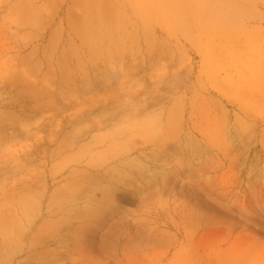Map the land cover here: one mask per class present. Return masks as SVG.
Wrapping results in <instances>:
<instances>
[{
	"label": "rangeland",
	"instance_id": "374dc122",
	"mask_svg": "<svg viewBox=\"0 0 264 264\" xmlns=\"http://www.w3.org/2000/svg\"><path fill=\"white\" fill-rule=\"evenodd\" d=\"M74 263L264 264V0H0V264Z\"/></svg>",
	"mask_w": 264,
	"mask_h": 264
},
{
	"label": "bare ground",
	"instance_id": "6f19581e",
	"mask_svg": "<svg viewBox=\"0 0 264 264\" xmlns=\"http://www.w3.org/2000/svg\"><path fill=\"white\" fill-rule=\"evenodd\" d=\"M22 78H20L19 77V79H17V80H21ZM26 80V79H25ZM24 80V82H26ZM19 82V81H18ZM27 83H29V82H27ZM26 83V84H27ZM30 83H32L31 81H30ZM32 85H33V83H32ZM32 88H34V86H31ZM35 91V93H36V90H33V92ZM32 92V93H33ZM35 93H33V94H35ZM49 93V92H48ZM45 94H46V90H45ZM51 94V93H50ZM36 95H37V93H36ZM59 95V94H58ZM33 95H31V97H32ZM60 96H61V93H60ZM34 97H36V96H33V98ZM63 97H65V96H63ZM63 97H62V99H63ZM37 99H39V98H37ZM52 99H54V98H52ZM49 100H51V99H49ZM39 101V100H38ZM42 102V101H41ZM39 103H40V101H39ZM51 103V102H50ZM49 103V104H50ZM63 103H65L64 101H63ZM38 105V104H37ZM50 106V105H49ZM53 106V105H52ZM48 108V107H47ZM50 108V107H49ZM48 108V109H49ZM56 108V107H55ZM52 109V108H51ZM45 110H46V108H45ZM53 110L55 111L56 109H54L53 108ZM136 110V109H135ZM47 111V110H46ZM50 111V110H49ZM54 111H52V112H54ZM51 112V111H50ZM49 112V113H50ZM43 113V112H42ZM48 113V112H47ZM46 113V114H47ZM48 113V114H49ZM56 112H54V113H52V114H55ZM118 113V112H117ZM44 114V113H43ZM48 114L46 115V116H48ZM13 115V114H12ZM45 115V114H44ZM43 115V116H44ZM51 115V114H50ZM111 115V114H110ZM56 116V115H55ZM55 116H54V118H55ZM45 117V116H44ZM50 117V116H49ZM52 117H53V115H52ZM8 118V117H7ZM7 118L5 119V120H7ZM15 118V117H14ZM47 118V117H46ZM18 119V118H17ZM16 120V119H15ZM45 120V119H44ZM11 121V120H10ZM41 121V120H40ZM17 122V121H16ZM20 123H22V121H20ZM25 123V122H24ZM38 123H39V121L37 122V124H35L34 126H36V125H38ZM41 124V123H40ZM6 125V124H5ZM23 125V124H22ZM33 125V124H32ZM30 126V125H29ZM34 126H32V128L34 127ZM193 126V125H192ZM27 127V126H26ZM31 127V126H30ZM194 127V126H193ZM9 128V127H8ZM11 128V127H10ZM12 128H15L14 126L12 127ZM16 129H20V128H16ZM26 129H28V128H26ZM31 129V128H30ZM15 129H13V131H14ZM194 130V129H193ZM33 131V130H32ZM31 131V132H32ZM8 132H9V130H8ZM31 132H29V133H31ZM6 133H7V131H6ZM9 133H11V131L9 132ZM13 133V132H12ZM11 133V134H12ZM24 133H26V132H24ZM35 134H33L32 136H34ZM28 136V135H27ZM26 136V137H27ZM203 136V135H202ZM35 137V136H34ZM202 138V137H201ZM173 139H174V137H173ZM161 140V139H160ZM162 142V141H161ZM181 144V143H180ZM166 150H168V146H165L164 148H163V151H166ZM132 156V155H131ZM129 156H127L126 158H128ZM187 157V156H186ZM114 161L112 160L111 161V164L113 163ZM117 162H119L118 160H117ZM122 162L125 164V166H129L130 164H129V162L128 161H126V159L125 158H123L122 157ZM27 163V162H26ZM114 164V166H117L116 165V162L115 163H113ZM106 166H107V163H106ZM21 167V166H20ZM105 167V165L103 166V165H99V166H96V167H93L92 168V172L93 173H95V174H97V175H99L102 179H104V180H106L105 181V183H106V188H104L103 189V193L105 194V197H106V203H108L109 202V200L111 199V201L112 202H114V203H116V204H118V205H120V204H125V203H131V201H133V199H134V194H133V192L130 190V189H128L127 187H126V184H124V185H119V186H117V185H115V184H113V183H111V181H113V180H111V179H107L106 178V171L103 173V171H104V168ZM3 172V171H2ZM4 173V172H3ZM137 176H139L138 174L135 176V177H133L132 176V179L130 180V181H127L128 183H132V182H135V180L137 179ZM90 178L92 179V176H90ZM95 181V180H94ZM110 181V182H109ZM25 185V184H24ZM96 185H100L99 183H95V185L94 186H96ZM97 187H95V189H91V191L90 190H88L87 192H89V193H92L94 190H97L96 189ZM202 248V247H201ZM200 248V249H201ZM202 250H204V249H202ZM203 253V252H202ZM54 256H55V254H53ZM52 256V255H51ZM67 257V256H66ZM65 257V258H66ZM71 257V256H70ZM74 258H76V259H80V258H77V257H74ZM76 259H74V260H76ZM80 261V260H79ZM82 261V260H81ZM80 261V262H81ZM205 261V260H204ZM73 262V261H72ZM48 263H51V262H48ZM75 264V263H74Z\"/></svg>",
	"mask_w": 264,
	"mask_h": 264
}]
</instances>
